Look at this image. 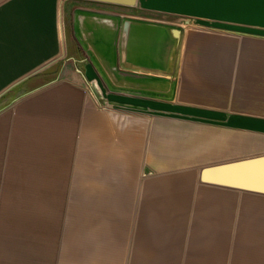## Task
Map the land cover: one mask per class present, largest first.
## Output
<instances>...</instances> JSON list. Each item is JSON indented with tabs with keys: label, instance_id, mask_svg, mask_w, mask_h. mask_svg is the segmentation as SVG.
<instances>
[{
	"label": "crops",
	"instance_id": "0c3cea01",
	"mask_svg": "<svg viewBox=\"0 0 264 264\" xmlns=\"http://www.w3.org/2000/svg\"><path fill=\"white\" fill-rule=\"evenodd\" d=\"M0 264H264V0H0Z\"/></svg>",
	"mask_w": 264,
	"mask_h": 264
},
{
	"label": "water",
	"instance_id": "95a60500",
	"mask_svg": "<svg viewBox=\"0 0 264 264\" xmlns=\"http://www.w3.org/2000/svg\"><path fill=\"white\" fill-rule=\"evenodd\" d=\"M133 5L136 0H103ZM201 180L221 186L264 193V154L206 166Z\"/></svg>",
	"mask_w": 264,
	"mask_h": 264
},
{
	"label": "rangeland",
	"instance_id": "374dc122",
	"mask_svg": "<svg viewBox=\"0 0 264 264\" xmlns=\"http://www.w3.org/2000/svg\"><path fill=\"white\" fill-rule=\"evenodd\" d=\"M13 92H9L7 94H4L0 97V107L6 106L12 101ZM237 189V188H236Z\"/></svg>",
	"mask_w": 264,
	"mask_h": 264
}]
</instances>
